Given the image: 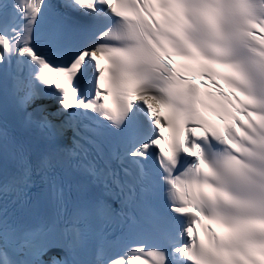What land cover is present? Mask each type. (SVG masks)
Returning a JSON list of instances; mask_svg holds the SVG:
<instances>
[{"label":"snow or ice","instance_id":"1","mask_svg":"<svg viewBox=\"0 0 264 264\" xmlns=\"http://www.w3.org/2000/svg\"><path fill=\"white\" fill-rule=\"evenodd\" d=\"M134 262L264 264V0H0V264Z\"/></svg>","mask_w":264,"mask_h":264}]
</instances>
